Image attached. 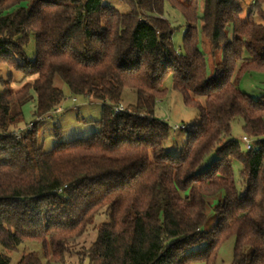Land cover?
<instances>
[{
    "label": "trees",
    "instance_id": "16d2710c",
    "mask_svg": "<svg viewBox=\"0 0 264 264\" xmlns=\"http://www.w3.org/2000/svg\"><path fill=\"white\" fill-rule=\"evenodd\" d=\"M106 1L0 0V64L21 74L17 90L0 93V264L26 243L40 244L46 262L28 252L16 264H215L230 238L231 264H264V103L240 90L247 74L264 73V0L246 21L243 0H117L127 13ZM166 6L184 23L180 51ZM200 37L212 58L222 54L209 72ZM167 80L197 113L175 156L164 150L169 126L154 117ZM57 81L101 116L91 136L43 151L37 122L14 132L30 101L37 121L56 112ZM125 90L132 114L114 111ZM235 120L250 150L230 139Z\"/></svg>",
    "mask_w": 264,
    "mask_h": 264
},
{
    "label": "rangeland",
    "instance_id": "374dc122",
    "mask_svg": "<svg viewBox=\"0 0 264 264\" xmlns=\"http://www.w3.org/2000/svg\"><path fill=\"white\" fill-rule=\"evenodd\" d=\"M255 0H243L240 4L241 13L240 19L247 20L250 6ZM106 3L120 13H127L128 8L122 5L117 0H107ZM264 11V4L262 6ZM202 14V5L199 3L198 17ZM162 18L168 20L175 29L172 44L176 51L181 50V40L184 32V23L181 16L168 6H166V14ZM253 21L255 24H262L261 18L254 14ZM230 37V33L228 34ZM207 42L199 38V51L204 55L208 72L213 68V65L221 62V51L215 53L214 58L208 53ZM26 55L30 61L34 59V41L30 39L26 47ZM11 75L10 83H6L8 75ZM21 74L16 71L9 70L6 66L0 64V93L8 88L12 91L17 90L21 86ZM5 83V85L3 84ZM57 87L62 90L64 100L55 113H49L41 120L33 116L34 102L30 101L23 107V123L22 127H26L29 123L37 122V140L38 144L42 146L43 151H49L58 141L67 142L74 139H82L91 136L97 131L93 122L98 121L101 116V105L98 103L90 102L83 97H74L70 94L67 86L59 81L55 83ZM167 89L166 97L157 103L154 117L166 123L170 129V138L164 146V150L171 156L178 154V149L185 142L187 134L192 130L193 126L197 123V113L194 108L187 107L183 104L182 96L179 92L171 88L170 80L165 83ZM240 90L248 95L250 98L261 101L264 103V73H250L247 74L240 83ZM124 112L132 114L130 107L135 104V94L131 90H125L122 95V102L120 103ZM184 126V130H179V127ZM242 130V123L239 120L233 121L231 125L230 139L240 144L241 138L244 136ZM251 143L255 142L250 140ZM214 160V155H210L204 162L203 167H207ZM232 168L234 171V178L238 185V190L242 189L239 180L240 165L233 161ZM217 200H214L215 203ZM105 222V218H98L95 224ZM214 224L213 213L209 212L207 222L204 225V230H209ZM95 237L94 231L90 230L84 240L86 245L90 244ZM234 247V238L228 239L224 242L217 253V260L215 264H231ZM34 253L42 262H46L44 251L40 244L26 243L20 246L17 252L10 255L11 264H16L22 253ZM203 264V263H193Z\"/></svg>",
    "mask_w": 264,
    "mask_h": 264
},
{
    "label": "built area",
    "instance_id": "2783aa9c",
    "mask_svg": "<svg viewBox=\"0 0 264 264\" xmlns=\"http://www.w3.org/2000/svg\"><path fill=\"white\" fill-rule=\"evenodd\" d=\"M115 112H124L123 107L120 105H118L115 109ZM32 128V123H29L26 127L24 128H20L18 130H16L14 132V135L16 136L17 139L20 138V136L22 135V133L31 130ZM179 130H184V126L179 127ZM241 143L243 144L244 148L246 150H250L252 148V143L250 141V139H248L246 136H243L241 138Z\"/></svg>",
    "mask_w": 264,
    "mask_h": 264
}]
</instances>
